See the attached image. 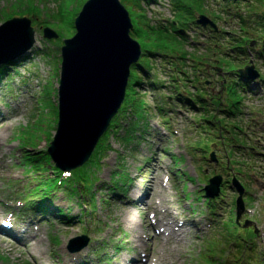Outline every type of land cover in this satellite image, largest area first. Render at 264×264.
<instances>
[{"label":"rangeland","instance_id":"rangeland-1","mask_svg":"<svg viewBox=\"0 0 264 264\" xmlns=\"http://www.w3.org/2000/svg\"><path fill=\"white\" fill-rule=\"evenodd\" d=\"M86 1L0 0V26L10 18L26 16L32 20L36 40L29 53L20 56L13 67L9 65L0 79V129L4 130L0 141V264H72L76 256L81 258L76 264H124L123 257L149 258L158 251L166 252V264H205L207 259L217 264L264 262V81L252 84L253 93L245 97L242 88L240 92L234 86L223 102L215 97L224 93L223 86L229 81L237 82L236 75L226 74L221 66L236 71L242 58L233 51L228 52L231 59L222 56L223 46L240 38L232 28L237 19L240 21L238 15L235 19L236 10L222 9L227 1L202 0L204 15L218 22L215 29L193 25L187 16L183 19V12H174L172 0L145 2V11L132 1L120 0L130 12L142 48L157 52L141 58L144 73L132 70L131 84L139 82L142 87L134 90L131 86L129 113L126 118L121 114L116 118L121 117L125 129L119 137L111 133L107 152L93 154L84 189L78 184L74 190L62 186L53 192L46 185L47 191L53 192L47 200L48 213L25 207L28 201L39 203L41 196L35 189L40 182L55 184L56 174L37 162V155L24 164L23 149L46 151L55 135L61 47L74 35L75 19ZM195 13L197 19L199 13ZM180 22L189 24L184 29V44L159 38L161 31L172 35V23ZM47 27L59 34L58 39L44 38ZM230 47L235 49L236 44ZM259 51L257 43L250 47L246 62L252 60L264 80V59L255 58ZM200 74L207 75L205 86L215 96L206 89ZM211 151L217 162L211 161ZM174 158L184 161L177 159L176 163ZM117 175L131 180L126 187L119 184L121 195L112 190L114 181L120 180ZM214 175L232 181L233 187L226 189V197L210 210L211 202L206 200V206L199 190ZM154 177L162 182L164 193L146 198L145 205L138 207L141 227L133 230L126 214L136 212L132 204L137 201L138 189ZM235 182L245 189L247 210L240 222L252 221L257 236L234 222L236 212L231 206L239 196ZM65 185L70 187L67 182ZM93 193L96 207L91 201ZM157 206L179 225L191 224L189 233L180 237L182 241L176 245L170 237L165 250L162 236L152 225L159 217ZM59 210L76 219L69 222L59 216ZM139 234L144 236V249L136 242ZM82 235L88 236V245L80 252L70 251L69 241ZM241 237L248 242L242 245ZM210 246L213 250L209 253ZM240 246L245 249L242 255ZM252 255L255 257L250 259Z\"/></svg>","mask_w":264,"mask_h":264},{"label":"water","instance_id":"water-1","mask_svg":"<svg viewBox=\"0 0 264 264\" xmlns=\"http://www.w3.org/2000/svg\"><path fill=\"white\" fill-rule=\"evenodd\" d=\"M198 23L215 26L207 17ZM77 33L66 39L62 52L59 87V122L48 149L62 171L83 166L92 156L99 140L109 128L126 98L131 66L138 62L142 49L131 37L133 23L120 0H88L75 20ZM47 39L58 38L50 29ZM35 30L28 18H14L0 26V65L26 54L34 46ZM243 77L257 79L254 66L240 70ZM214 159V157H213ZM221 177L211 179L208 197L220 191ZM240 194L243 189L236 183ZM238 200V219L244 212ZM251 224L247 222L245 227ZM89 242L87 236L69 243L79 252Z\"/></svg>","mask_w":264,"mask_h":264},{"label":"trees","instance_id":"trees-1","mask_svg":"<svg viewBox=\"0 0 264 264\" xmlns=\"http://www.w3.org/2000/svg\"><path fill=\"white\" fill-rule=\"evenodd\" d=\"M129 1H132L134 6L139 7L140 10L145 11L144 3L150 2L151 0H129ZM152 1H154V0H152ZM223 1H227L228 3L227 4L223 3V4H225V6L222 9L234 8L236 10L235 19H237L236 15L239 16L238 18L240 21H238V19H237L236 20L237 24L232 28L234 30V35H238V36H240V38H232V40L235 43H226L223 46L224 51H222V54H223L222 56L224 58L228 59V58H230V56L228 55V52H232V51H233V53H232L233 55H235V52H237L238 54L243 56L244 53H247L246 51H248V48L251 46V44L253 42V39H251V38H255L256 41L258 42V44L262 45L261 46V52L259 54L264 55V0H223ZM172 6L174 8V12L176 9L180 12H183L180 15L183 19H186V18H184L186 16H187V18H190L192 20L191 24H193V25L197 24L196 18H195V16H196L195 12H198L199 14L207 13L204 11L205 10L204 9L205 4L202 2V0H172ZM245 10H247V11L245 12ZM222 11H224V10H222ZM242 15H243V17H242ZM240 17H242V18L240 19ZM137 18H138V16H137ZM216 19H218V18H214V20H216ZM174 21H175V19H174ZM133 23H134V21H133ZM217 23L218 22H216L215 24H217ZM172 26L175 27L172 35H165V33L163 31H161L158 34L159 38L160 39H164V38L165 39H174L178 43L184 44V42L187 41L185 39L184 29L186 26H189V24L186 22H180V24L172 23ZM220 32H221V34L224 33L223 29H220ZM221 34H218L217 36H219ZM131 35L134 39L139 41L140 35H139V32L135 28L133 29V34H131ZM249 36H251V38ZM233 44H236L235 49H232V47H230V45H233ZM143 51H144L143 55L148 56V57L157 54V52L155 53V51H153L152 49H148V48L147 49L143 48ZM233 55H231V57H233ZM246 59L247 58H244V57L241 59V62L245 63V64L238 65L239 66V67L237 66L238 70L241 67L246 65ZM222 61H223V58L219 60L220 66H221V64H223ZM15 63L16 62L10 63L9 65L13 67L15 65ZM9 65L0 67V79L7 72V70H8L7 68L9 67ZM221 68H223V70H225L228 74H235L237 76V82H231V83L229 82L224 86L226 88V91H228L229 88L232 89V86L237 87V89L241 87L244 90L245 86L248 85L249 82H247V83L243 82L242 78L240 76H238V73H237L238 70H236V71L232 70V68H228L227 65H224V67L221 66ZM132 70H135L137 72H144V69L142 68V66L140 64L134 65L132 67ZM132 84L130 83V86H133L134 88L136 86H142V84L139 82L132 83ZM129 94H130V90L127 93V98H126V101L124 103V106L122 107V109L120 110L118 115L114 118V120L112 121L108 131L106 132L104 137L101 139L95 154L101 153L100 150H104L106 152L109 149L108 138L110 137L111 133H114L117 137H119V136H121L122 130L125 129L122 126V124L120 123V118L121 117L126 118V116L129 113V107H128ZM120 114H121V117H119V119H116ZM123 139L125 140L126 138H123ZM23 150L26 152V154L24 155L25 163H28L31 160L30 156L33 154H30L27 151V148H24ZM37 155H38L37 162L46 164L48 167L51 168L53 173L56 174V177L53 179V181H55V184H53L52 182H47V184L40 182L41 185L43 184L44 186L37 188L35 191V193H37V195L41 196L39 203L36 204L35 202H29L28 205H29V209L33 208L39 212H42L43 214L44 213L46 214V212L48 213V209H49V206L47 205V200H48V197L52 196L47 191L46 185L51 186L53 188V192H54V190L56 188H58L57 183L59 182V178H62L63 174L55 165L52 164L51 159L46 152H38ZM101 158H100V162H101ZM93 162H94V160L92 158L82 168L71 173L70 177L65 178V176H64L65 180L64 179L61 180V183L59 185H61L63 183V185L68 190H69V188H71L72 190L76 189L78 187V184H82L83 182H86L87 171L89 170L90 165ZM47 170H49V169H47ZM66 182L70 185V187H68V185H65ZM127 182H128V178L124 177V176L120 177L119 181L118 180L114 181V184H113L114 186L112 189L113 193H117L116 190L120 189V188H118L119 183H121L122 186L124 187V186H126ZM82 187L84 188V186H82ZM93 201H94V198H93ZM59 216L68 218L69 220L76 219L74 217H72V218L69 217L67 214H64L62 212V210H59Z\"/></svg>","mask_w":264,"mask_h":264},{"label":"bare ground","instance_id":"bare-ground-1","mask_svg":"<svg viewBox=\"0 0 264 264\" xmlns=\"http://www.w3.org/2000/svg\"><path fill=\"white\" fill-rule=\"evenodd\" d=\"M1 117V116H0ZM5 120V119H3ZM2 123L0 122V125ZM4 136V130L0 129V141L2 140ZM1 146V145H0ZM160 172V170H157V173ZM155 179L153 181H150V184L147 183L145 188L138 189L139 192L137 193L136 200L132 205L135 207L136 212L129 211L126 214V222L130 228L133 230L139 229L140 222L138 219V207L145 205L144 202H146V198L150 199L154 196H161V194L164 193L162 182L159 178L154 177ZM140 188V187H139ZM148 195V196H147ZM142 204V205H141ZM137 214V215H136ZM155 214L156 216L159 215L157 220L153 222V226L155 225V230H157V235L162 236V240L164 241V244L162 245V250H165L167 248L166 243L170 239H175L176 245H178L182 239L183 236H186L190 231L191 224L184 222L179 225L174 219V217L170 216L169 213L163 212L160 206H157L155 208ZM189 224V225H188ZM13 236H16L13 232ZM144 236L142 234L137 235L136 242L138 243V246L142 247L144 249V242H143ZM23 245H27L28 242L22 241ZM179 246H176L175 250L178 249ZM163 253H166L165 251H158L157 255L154 253H151V257L149 258H127L123 257L124 264H166L167 258L164 256ZM168 257V256H167ZM75 258V259H74ZM81 258L79 256L73 257V260L71 261L72 264H76L80 262ZM130 260V261H129ZM131 262V263H129Z\"/></svg>","mask_w":264,"mask_h":264}]
</instances>
